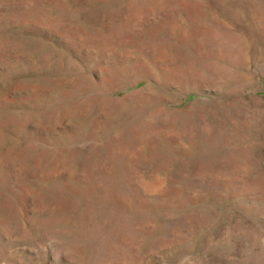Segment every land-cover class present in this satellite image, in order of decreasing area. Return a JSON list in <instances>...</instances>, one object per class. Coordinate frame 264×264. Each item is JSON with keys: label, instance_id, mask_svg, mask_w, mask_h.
I'll use <instances>...</instances> for the list:
<instances>
[{"label": "rangeland", "instance_id": "374dc122", "mask_svg": "<svg viewBox=\"0 0 264 264\" xmlns=\"http://www.w3.org/2000/svg\"><path fill=\"white\" fill-rule=\"evenodd\" d=\"M0 264H264V0H0Z\"/></svg>", "mask_w": 264, "mask_h": 264}]
</instances>
